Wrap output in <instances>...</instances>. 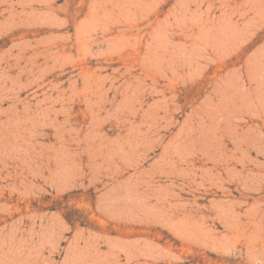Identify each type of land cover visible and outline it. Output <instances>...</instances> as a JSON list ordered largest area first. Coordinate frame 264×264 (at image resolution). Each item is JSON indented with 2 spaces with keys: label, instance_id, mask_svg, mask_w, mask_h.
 Masks as SVG:
<instances>
[{
  "label": "rangeland",
  "instance_id": "374dc122",
  "mask_svg": "<svg viewBox=\"0 0 264 264\" xmlns=\"http://www.w3.org/2000/svg\"><path fill=\"white\" fill-rule=\"evenodd\" d=\"M5 1L0 264H261L264 0Z\"/></svg>",
  "mask_w": 264,
  "mask_h": 264
},
{
  "label": "bare ground",
  "instance_id": "6f19581e",
  "mask_svg": "<svg viewBox=\"0 0 264 264\" xmlns=\"http://www.w3.org/2000/svg\"><path fill=\"white\" fill-rule=\"evenodd\" d=\"M5 1V0H4ZM33 1H35V0H33ZM45 1V0H44ZM95 1H97V0H95ZM95 1H94V3H95ZM107 1H109V0H107ZM118 1V0H117ZM127 1V0H126ZM129 1V0H128ZM140 1V0H139ZM139 1H137V2H135V3H137V4H139L140 2ZM148 1V0H147ZM6 2V1H5ZM12 2V1H11ZM42 2V1H41ZM100 2V1H99ZM99 2H96L97 4L99 3ZM102 2V1H101ZM113 2V1H112ZM111 2V3H112ZM124 2V1H123ZM142 2V1H141ZM145 1H143L142 3H144ZM108 3V2H107ZM107 3H106V5H107ZM109 3H110V1H109ZM108 3V4H109ZM114 3V2H113ZM120 3V2H119ZM118 3V4H119ZM124 3H126V2H124ZM123 3V4H124ZM11 4V3H10ZM39 4H40V2H39ZM91 4V3H90ZM96 4V5H97ZM105 4V3H104ZM117 4V3H116ZM147 4V3H146ZM146 4H145V6H144V4H143V8L145 7V8H147L146 10H149L148 9V4H147V6L148 7H146ZM94 5V4H93ZM95 5V6H96ZM99 5V4H98ZM103 5V4H102ZM111 5V4H110ZM115 5V4H114ZM127 5V4H126ZM136 5V4H135ZM140 5V4H139ZM117 6V5H116ZM116 6H114L115 8H117ZM129 6H130V8L131 7H133V4L131 3V4H129ZM111 7V6H110ZM121 7H122V4H121ZM126 7V6H125ZM124 7V8H125ZM101 8V7H100ZM100 8H98V10H97V14H95V16H93L92 14V16L95 18V19H100V17H105V16H107V13L109 12V11H107V12H105L104 11V9H102L101 11L102 12H100L99 13V11H100ZM119 8V7H118ZM117 8V9H118ZM128 8V7H127ZM134 8H135V6H134ZM140 8H141V6H140ZM91 9V8H90ZM95 9V8H94ZM116 9V10H117ZM122 9H123V7H122ZM32 10V9H31ZM93 10V9H92ZM91 10V11H92ZM106 10V9H105ZM118 10H120V9H118ZM127 10V9H126ZM126 10H124V12L126 11ZM129 11H130V9H128ZM135 10V9H134ZM136 10H138V9H136ZM145 10V9H144ZM145 10V11H146ZM34 11V10H33ZM90 11V12H91ZM95 11V10H94ZM111 13H112V10L110 11ZM119 12V11H118ZM140 12H141V9H140ZM140 12H138V13H140ZM130 13V12H129ZM128 13V14H129ZM133 13H136V12H132V14ZM109 14V13H108ZM119 14H121V13H119ZM128 14H126V15H128ZM132 14L130 15L131 16V18L132 19H134L133 17L134 16H132ZM143 14H145V13H143ZM142 14V15H143ZM148 14H149V12H148ZM110 15V14H109ZM118 15V14H117ZM124 15H125V13H124ZM136 15V14H135ZM87 16H89V15H87ZM138 16H140V15H138ZM144 16H146V15H144ZM91 17V16H90ZM125 17V16H124ZM147 17V16H146ZM106 18V17H105ZM120 18H122V15H121V17ZM91 19V18H90ZM108 19H112V17H108L107 18V21H109ZM117 19H118V17H117ZM122 19H128V18H122ZM132 19H130V20H132ZM94 20V19H93ZM99 21V23H100V20H98ZM98 21H97V23H98ZM106 21V19H105V22H107ZM116 21V18H115V20H114V22ZM119 21V20H118ZM128 21V20H127ZM134 21V20H133ZM87 22H88V20H87ZM91 22V21H90ZM110 22V21H109ZM114 22H113V24H114ZM132 22V21H131ZM204 22V21H203ZM209 22V21H208ZM93 23V22H92ZM117 24H118V22H116ZM207 23V22H206ZM218 23V22H217ZM94 24V23H93ZM106 24V23H105ZM109 24V23H108ZM122 24V23H121ZM208 24V23H207ZM89 25V24H88ZM107 25V24H106ZM90 26H91V24H90ZM89 26V27H90ZM94 26H96V25H94ZM99 26H100V24H99ZM105 26V25H104ZM109 25H107L105 28H107ZM220 26H221V24H220ZM130 27V26H129ZM128 27V28H129ZM202 26L200 25V29H202L201 28ZM219 27V26H218ZM101 27H99V29H100ZM105 28H104V30H105ZM133 28V27H132ZM210 28V27H209ZM124 29H126V28H124ZM123 29V30H124ZM211 29V28H210ZM220 29V28H219ZM223 29V28H222ZM102 30H103V28H102ZM216 30V29H215ZM220 31H221V29H220ZM107 32V31H106ZM221 32H223V31H221ZM160 33V32H159ZM158 33V34H159ZM157 34V33H156ZM161 34V33H160ZM135 35V34H134ZM121 36V35H120ZM122 37H123V34H122ZM121 37V38H122ZM120 38V37H119ZM151 38V37H150ZM161 38H163V37H161ZM123 39V38H122ZM124 39H126V38H124ZM129 39H131L130 37H129ZM135 39V38H134ZM133 39V40H134ZM153 39V38H152ZM160 40V39H159ZM164 40V39H163ZM113 41H114V39H113ZM128 41V40H127ZM152 41V40H151ZM165 41V40H164ZM203 41V40H202ZM120 42V41H119ZM156 43H157V41H155ZM159 42V41H158ZM198 42V41H197ZM200 42V44L202 43L201 42V40L199 41ZM151 43V42H150ZM149 43V44H150ZM165 43V42H164ZM137 44V43H136ZM149 44H148V46H149ZM152 44V43H151ZM150 44V45H151ZM157 44H159V43H157ZM162 46H164L163 44H162V42L160 43ZM160 44L159 45H156V46H160ZM123 45H124V43H123ZM130 45V44H129ZM185 45V44H184ZM214 45V44H213ZM125 46V45H124ZM133 46V45H132ZM147 46V48H149ZM194 46H195V44H194ZM212 46V45H211ZM115 47V46H114ZM127 47V46H126ZM198 47V46H197ZM207 47V46H206ZM205 47V48H206ZM215 47H216V45H215ZM218 47V46H217ZM152 48V47H151ZM159 48V47H158ZM182 48V47H181ZM191 48V47H190ZM153 49H155V48H153ZM164 49V48H163ZM180 49V48H179ZM194 49L196 50L197 48L196 47H194ZM23 51H24V49H22ZM114 50V49H113ZM118 50V49H117ZM119 50H120V48H119ZM121 50H124L123 49V46H122V49ZM120 50V51H121ZM165 50V49H164ZM177 50V49H176ZM181 50V49H180ZM194 50V51H195ZM197 50H199L200 51V48H198ZM212 50V49H211ZM156 51V50H155ZM159 51V50H158ZM157 51V52H158ZM166 51V53H167V51H169L168 49L167 50H165ZM154 52V51H153ZM163 52V51H162ZM172 52H173V50H172ZM181 52H182V50H181ZM193 52V51H192ZM192 52H189V53H192ZM201 53H203L202 52V50L200 51ZM147 53H148V55H150L149 53H150V51H147ZM146 53V54H147ZM164 53V52H163ZM194 53H197V52H194ZM200 53V54H201ZM156 54V53H155ZM162 54V53H161ZM160 54V55H161ZM165 54V53H164ZM167 54H169V52L167 53ZM198 54V53H197ZM160 55L158 54V56L160 57ZM166 55V54H165ZM174 55V54H173ZM172 55V56H173ZM182 55V54H181ZM180 55V56H181ZM184 55V54H183ZM187 55V54H186ZM196 55V54H195ZM178 56V55H177ZM179 56V57H180ZM200 56V55H199ZM146 57V56H145ZM150 57V56H149ZM171 57V56H170ZM183 57H185V56H183ZM148 58V57H147ZM161 58H162V56H161ZM161 58L159 59V61H161ZM175 58V57H174ZM187 58V57H186ZM188 58H190V55L188 56ZM193 60H194V58L193 57H191ZM144 59H146V58H144ZM162 59H164V57L162 58ZM171 59V58H170ZM177 59H179L178 57H177ZM195 59H197V58H195ZM205 59V58H204ZM210 59V58H209ZM167 60H169V59H167ZM198 60V59H197ZM144 61H146V60H143V62ZM150 61V59L148 60V62ZM163 61V60H162ZM164 61H165V59H164ZM174 60H172L171 62H173ZM178 61V60H177ZM195 61V60H194ZM147 62V61H146ZM151 62H152V60H151ZM150 62V63H151ZM155 62H156V60H155ZM169 62V61H168ZM176 62V61H175ZM179 62H181V61H179ZM184 62H189V61H184ZM198 62V61H197ZM196 62V63H197ZM142 63V62H141ZM160 63V62H159ZM165 63V62H164ZM183 63V62H182ZM195 63V62H194ZM161 64H163L162 62H161ZM161 64H159V66L161 67L160 69H162L163 67L161 66ZM167 64H169V63H167ZM141 65V64H140ZM149 65V64H148ZM153 65V64H152ZM155 65H157V64H155ZM174 65V64H173ZM176 65V64H175ZM186 65V64H185ZM185 65H183V66H185ZM188 65V64H187ZM191 65H193V63L191 64ZM144 66H145V64H144ZM151 66V65H150ZM168 66V65H167ZM181 66H182V64H181ZM183 66H182V68H183ZM166 67V66H165ZM169 67H170V65H169ZM169 67H168V69H169ZM176 67V66H175ZM186 67H188V66H186ZM197 67V66H196ZM196 67H195V69H196ZM140 68H141V66H140ZM148 68H150V67H148ZM152 68V67H151ZM155 68H156V66H155ZM159 67H158V65H157V68H156V70L155 71H157V69H158ZM180 68V67H179ZM189 68H191V67H189ZM153 69V68H152ZM150 70V69H149ZM167 70V69H166ZM170 70V69H169ZM194 70V69H193ZM159 72H160V70H158ZM174 71H176V70H174ZM197 71V70H196ZM146 72V71H145ZM188 72H189V70H188ZM165 74H166V72H164ZM173 73V72H172ZM175 73V72H174ZM172 74L173 75V77L174 76H176V74ZM148 74V73H147ZM191 74V73H190ZM190 74H189V76H190ZM193 74V73H192ZM158 75V74H157ZM180 75V74H179ZM148 77V76H147ZM166 77V76H165ZM172 77V76H171ZM180 78L182 77V76H179ZM185 77H187V76H185ZM191 77V76H190ZM153 78H155V77H153ZM177 79H178V77H177ZM189 80V79H188ZM168 81V80H167ZM180 81H181V79H180ZM184 81V80H183ZM170 82V81H169ZM178 83H179V81H178ZM183 84H184V82H182ZM169 84V83H168ZM170 84H172V83H170ZM131 85V84H130ZM130 85H129V87H130ZM173 85V84H172ZM219 88V87H218ZM135 89V88H134ZM136 90H137V88H136ZM215 90V89H214ZM134 91V90H133ZM159 91V90H158ZM157 91V92H158ZM162 91V90H161ZM224 91V90H223ZM168 92V91H167ZM170 92V91H169ZM218 93V92H217ZM220 93V92H219ZM214 94V93H213ZM163 95V94H162ZM164 97V96H163ZM164 99V98H163ZM210 99V98H209ZM222 100V99H221ZM219 101V100H218ZM217 104V103H216ZM166 106V105H165ZM214 109V108H213ZM161 110V109H160ZM165 110V109H164ZM163 111V110H162ZM166 113H168V112H166ZM207 113H208V111H207ZM196 115V114H195ZM156 116V115H155ZM154 117V116H153ZM158 117V116H157ZM148 118V117H147ZM151 118V117H150ZM155 118V117H154ZM153 120V119H152ZM155 120V119H154ZM157 121V120H156ZM199 122V121H198ZM203 122V121H202ZM151 124V123H150ZM202 126V125H201ZM217 127V126H216ZM187 136V135H186ZM215 141V140H214ZM185 145V144H184ZM211 147H213V146H211ZM186 149V148H185ZM182 150H183V148H182ZM233 158V157H232ZM231 159V158H230ZM226 164V163H225ZM233 215V214H232ZM253 216H258L257 214L255 215H253ZM249 223H250V221H249ZM252 225L253 226H251V225H247V226H242L239 230H238V232H237V234L239 235V234H241L242 235V238H243V240H244V243L246 244V250H247V252L250 254V256H251V258L254 260V261H260V263L261 264H264V237L262 236V234L260 233V231H259V228H258V226H257V220H253L252 222ZM250 223V224H251ZM235 227V226H234Z\"/></svg>",
  "mask_w": 264,
  "mask_h": 264
}]
</instances>
